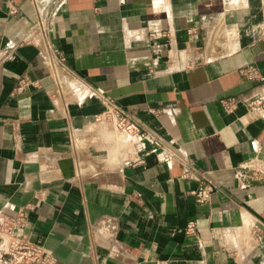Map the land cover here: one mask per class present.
<instances>
[{"label": "crops", "instance_id": "1", "mask_svg": "<svg viewBox=\"0 0 264 264\" xmlns=\"http://www.w3.org/2000/svg\"><path fill=\"white\" fill-rule=\"evenodd\" d=\"M51 2L0 0V212L27 209L55 264H264V181L239 174L264 161L241 74L264 71L263 0H65L64 95L22 44ZM110 105L143 135L98 121Z\"/></svg>", "mask_w": 264, "mask_h": 264}, {"label": "built area", "instance_id": "2", "mask_svg": "<svg viewBox=\"0 0 264 264\" xmlns=\"http://www.w3.org/2000/svg\"><path fill=\"white\" fill-rule=\"evenodd\" d=\"M65 0H52V2L38 16V20L31 32L23 39L22 44H32L40 50L48 71L57 86L58 95H64L67 83L63 68L66 65V57L58 55L50 40V27L54 16L61 9ZM257 31L264 36V0L263 21L257 26ZM241 74L250 81L260 83L262 92L244 100L249 111L264 118V71L257 66L249 65L241 70ZM27 80H22L20 89H23ZM83 91H90L89 87H82ZM242 101L237 98L223 100L222 106L226 112H233ZM98 121L112 122L113 125L133 137H141L139 127L117 107L110 105L106 111L97 117ZM240 181L245 185L258 180L264 181V161L257 160L254 163L242 166ZM244 185V186H245ZM213 188L209 185L202 187L197 193L198 202L205 204ZM27 209H20L15 215L0 212V264H55L56 258L46 247L30 240L26 233L28 224ZM189 234H195L196 227L189 224Z\"/></svg>", "mask_w": 264, "mask_h": 264}]
</instances>
